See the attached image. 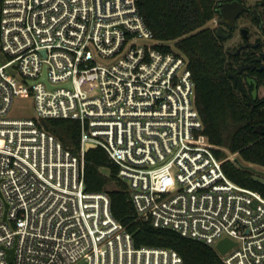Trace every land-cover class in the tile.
Returning a JSON list of instances; mask_svg holds the SVG:
<instances>
[{
    "label": "built area",
    "instance_id": "2783aa9c",
    "mask_svg": "<svg viewBox=\"0 0 264 264\" xmlns=\"http://www.w3.org/2000/svg\"><path fill=\"white\" fill-rule=\"evenodd\" d=\"M157 45L137 0H3L0 264H183L174 250L136 247L108 193L86 191L87 146L118 168L137 220L222 264H264V196L227 177L187 59ZM27 97L35 117L11 116ZM35 119L79 122V154ZM224 240L234 246L221 254Z\"/></svg>",
    "mask_w": 264,
    "mask_h": 264
},
{
    "label": "trees",
    "instance_id": "16d2710c",
    "mask_svg": "<svg viewBox=\"0 0 264 264\" xmlns=\"http://www.w3.org/2000/svg\"><path fill=\"white\" fill-rule=\"evenodd\" d=\"M242 0H137L145 25L165 52H177L188 61L195 87V105L203 134L219 149L227 177L234 183L264 196V181L250 166L264 169V102L248 106L228 76L226 54L215 30L208 23L219 14L220 4ZM3 0H0V9ZM264 86V76L260 78ZM37 126L53 135L65 149L80 152V124L69 119H35ZM227 150L238 163L228 159ZM84 183L89 193L107 192L111 213L132 235L134 245L176 251L183 264H222L209 246L181 237L171 230L155 229L137 220L127 185L118 168L100 148L85 154ZM113 185L114 189L107 187Z\"/></svg>",
    "mask_w": 264,
    "mask_h": 264
},
{
    "label": "flooded vegetation",
    "instance_id": "af4514ba",
    "mask_svg": "<svg viewBox=\"0 0 264 264\" xmlns=\"http://www.w3.org/2000/svg\"><path fill=\"white\" fill-rule=\"evenodd\" d=\"M233 2L220 4L214 30L226 54L228 76L237 93L248 106L256 107L264 102L260 96L264 89L260 84L264 76V0L236 1L239 7L230 9L224 18L221 5Z\"/></svg>",
    "mask_w": 264,
    "mask_h": 264
},
{
    "label": "rangeland",
    "instance_id": "374dc122",
    "mask_svg": "<svg viewBox=\"0 0 264 264\" xmlns=\"http://www.w3.org/2000/svg\"><path fill=\"white\" fill-rule=\"evenodd\" d=\"M215 20L211 21L210 23H208V27H210L211 29H215ZM260 96L264 97V89L260 90ZM11 116L13 117H35V112H34V108H33V99L31 97H27V98H20L14 101L12 110H11ZM229 160H234L237 158V155H232L230 154L227 150L222 149ZM252 167L256 172H264V169H261L260 167L257 166H250ZM257 177L264 181V176L260 175V174H256ZM109 190L114 189L113 185H109L107 187Z\"/></svg>",
    "mask_w": 264,
    "mask_h": 264
},
{
    "label": "water",
    "instance_id": "95a60500",
    "mask_svg": "<svg viewBox=\"0 0 264 264\" xmlns=\"http://www.w3.org/2000/svg\"><path fill=\"white\" fill-rule=\"evenodd\" d=\"M239 7V4L238 2H233L231 4H225V5H221V9H220V13L221 15L226 18L227 17V13L230 9H237ZM235 18V17H234ZM232 20H233V17H232ZM1 62L4 63L5 60L1 57ZM12 74L14 75L15 73L12 72ZM234 78L236 79V76H234ZM42 81L47 83L46 82V75H45V72L43 74V78H42ZM255 98V94L253 96ZM91 148H94L93 146H87V149H91ZM234 163H238V160L237 159H234ZM257 174H260L262 176H264V172H256ZM234 246V243H231L229 242L228 240H224L222 242L219 243V245L217 246V250L221 253V254H225L230 248H232Z\"/></svg>",
    "mask_w": 264,
    "mask_h": 264
}]
</instances>
